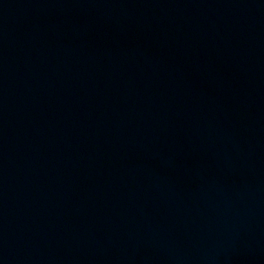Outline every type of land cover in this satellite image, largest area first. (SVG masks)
<instances>
[{
	"label": "water",
	"instance_id": "obj_1",
	"mask_svg": "<svg viewBox=\"0 0 264 264\" xmlns=\"http://www.w3.org/2000/svg\"><path fill=\"white\" fill-rule=\"evenodd\" d=\"M0 264H264V0H0Z\"/></svg>",
	"mask_w": 264,
	"mask_h": 264
}]
</instances>
